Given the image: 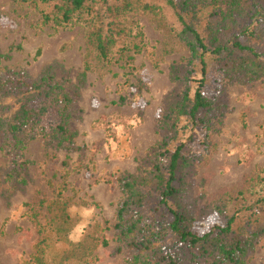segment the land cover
Listing matches in <instances>:
<instances>
[{
  "label": "trees",
  "instance_id": "1",
  "mask_svg": "<svg viewBox=\"0 0 264 264\" xmlns=\"http://www.w3.org/2000/svg\"><path fill=\"white\" fill-rule=\"evenodd\" d=\"M166 2L177 14L179 40L188 58L169 68L174 87L163 101L157 124L162 139L148 170L118 178L122 200L112 226L121 247L117 252L129 251L126 264H245L264 238V170L204 204L203 197L194 196L192 184L197 168L208 162L216 147L212 148L211 138L219 134L227 110L221 101L223 90L210 97L205 93L209 71L221 78L222 85L224 81L264 84V0ZM12 3L34 14L39 29L57 33L82 27L85 53L73 98L49 69L34 80L22 71L0 76V151L10 164L2 178V184L8 185L6 197L2 193L1 197L8 206L9 196L26 184L33 163L24 159L23 151L30 141L41 135L46 149L54 153L51 162L56 153L65 151L53 198L40 197L27 204L37 240L23 264H95L96 251L107 245L103 234L108 223L94 221L83 229L80 240H71L81 218L72 210L76 198L67 195L69 162L70 154L81 150L75 144L77 133L69 128L70 108L95 68H105L114 60L132 61L142 53L144 33L137 15H156V10L140 0ZM205 11L200 30L197 22ZM183 128L205 132L204 154L183 152L185 143H178ZM88 163L93 165L92 160ZM210 215L218 223L202 233L195 230L196 223Z\"/></svg>",
  "mask_w": 264,
  "mask_h": 264
},
{
  "label": "rangeland",
  "instance_id": "2",
  "mask_svg": "<svg viewBox=\"0 0 264 264\" xmlns=\"http://www.w3.org/2000/svg\"><path fill=\"white\" fill-rule=\"evenodd\" d=\"M140 1L156 10V15H137L145 49L132 61L114 60L105 68H95L70 108L69 128L77 133L75 144L81 150L71 153L69 162L67 195L78 200L74 199L72 210L81 218L71 240H80L90 223L106 221L109 229L103 235L107 245L96 251L95 264H126L131 257L126 249L117 252L120 245L112 228L122 200L118 178L148 170L150 158L162 139L157 124L163 101L174 87L169 68L188 58L179 40L181 26L175 10L166 0ZM206 12L200 14L197 22L200 30L205 26ZM37 20L34 14L16 9L12 0H0V76L22 71L34 80L49 69L73 98L85 53L84 29L75 27L53 33L39 29ZM220 80L209 71L205 93L210 97L223 90L221 101L227 110L219 134L211 138L212 148L216 147L193 178L194 196L203 197L202 204L237 187L244 177L264 170V84L224 81L222 85ZM44 127L47 129V122ZM181 133L178 143H185L186 155L204 154L203 130L183 128ZM40 137L30 141L23 151L24 159L33 164L29 165L26 184L9 196L8 206L1 193L6 197L4 189L8 185L2 184V178L10 164L0 151V264H23L31 257L37 236L27 216V204L40 197L51 200L56 191L66 152L56 153L51 162L54 153L46 149ZM90 160L93 165H89ZM216 223L217 217L210 215L196 223L199 226L195 230L202 233ZM245 264H264V238Z\"/></svg>",
  "mask_w": 264,
  "mask_h": 264
}]
</instances>
